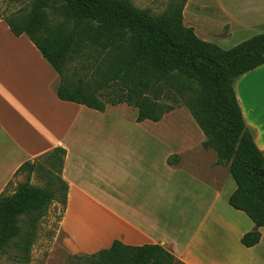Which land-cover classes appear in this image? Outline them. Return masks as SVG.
<instances>
[{
	"label": "crops",
	"instance_id": "obj_1",
	"mask_svg": "<svg viewBox=\"0 0 264 264\" xmlns=\"http://www.w3.org/2000/svg\"><path fill=\"white\" fill-rule=\"evenodd\" d=\"M192 1L186 2L184 23L187 11L196 15ZM213 5V23L189 18L187 26L200 38L222 45L264 32V0ZM215 22L217 40L207 33ZM59 81L29 36L15 35L0 18V194L23 181L17 170L25 162L63 148L68 194L61 227L72 254L120 240L160 244L185 264H264V227L256 245L242 243L255 223L229 203L237 187L229 166L217 164V152L203 146L206 136L193 117L174 120L186 107L158 122H138L137 108L126 103L99 111L60 99ZM235 90L264 152V64L239 77Z\"/></svg>",
	"mask_w": 264,
	"mask_h": 264
},
{
	"label": "trees",
	"instance_id": "obj_2",
	"mask_svg": "<svg viewBox=\"0 0 264 264\" xmlns=\"http://www.w3.org/2000/svg\"><path fill=\"white\" fill-rule=\"evenodd\" d=\"M186 2L172 0L155 14L131 0H31L26 16L3 19L15 35L27 34L57 71L56 93L62 100L99 111L126 103L137 108L138 122H158L186 107L206 136L203 146L217 152V164L229 166L237 185L229 203L255 223L242 237L244 245L254 246L264 227V152L246 125L235 82L264 64V32L223 48L185 25ZM53 14L63 19L54 23ZM43 156L57 171L65 208L66 150ZM34 170L35 162H25L17 173L28 171L27 179L14 192L0 194V253L12 243L22 246L49 204L58 200L57 190L31 183ZM73 256L82 264H185L160 244L134 246L120 240Z\"/></svg>",
	"mask_w": 264,
	"mask_h": 264
},
{
	"label": "rangeland",
	"instance_id": "obj_3",
	"mask_svg": "<svg viewBox=\"0 0 264 264\" xmlns=\"http://www.w3.org/2000/svg\"><path fill=\"white\" fill-rule=\"evenodd\" d=\"M131 1L137 7L150 8L153 13L160 14L168 8L172 0ZM30 2L31 0H0V18L14 17L15 20H18L26 16L30 11ZM192 2V8L196 12V15L192 16L190 11H187L186 25H189V20L193 17L198 23L206 24L210 22L211 16H217L216 6L213 5L215 4V0H193ZM204 2L208 4L205 6L211 5L210 9L203 6ZM62 19V16H58L57 14L52 15L54 23L60 22ZM210 23L213 22L211 21ZM216 23H214L215 25L212 28H208L207 31L210 38L214 40H217L219 35ZM240 39L241 37H232L220 46L229 49L240 43ZM187 116L191 117V119L193 117L189 110L184 109L175 114L174 120L178 123L184 122ZM35 163L36 170L31 173V183L35 186L51 187L57 190L58 200L56 199L49 204L44 214L35 224L33 234L24 238L26 245L25 242L22 246L12 243L0 253V264H82L79 259L73 256L74 254L68 251L64 243L65 233L61 227V218L64 211L62 202L64 190H62V185L56 177L57 171L48 164L46 156L36 159ZM20 174L23 176V181H25L28 171H22ZM23 219L24 217H22V221Z\"/></svg>",
	"mask_w": 264,
	"mask_h": 264
}]
</instances>
